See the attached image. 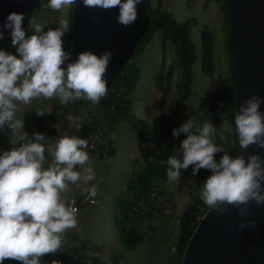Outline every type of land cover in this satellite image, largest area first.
<instances>
[{
  "label": "clouds",
  "instance_id": "9594fccd",
  "mask_svg": "<svg viewBox=\"0 0 264 264\" xmlns=\"http://www.w3.org/2000/svg\"><path fill=\"white\" fill-rule=\"evenodd\" d=\"M77 2L48 0L47 7L61 11ZM141 2L82 0L85 8L118 9L117 22L125 27L137 20ZM24 20L25 13L11 11L0 25V40L5 29L8 30L17 53L0 49V129L11 128L12 143L18 145L0 153V264L6 260L41 264L42 257L60 252L66 232L78 226V209L64 195L71 190L70 185L79 187L81 179L85 183L95 179L92 161L85 151L87 140L65 135L49 143L46 134L40 132L30 137L24 131V120L16 119L17 105H28L40 98H58L61 105L81 99L99 103L108 94L106 77L113 55L111 50L102 54L85 50L73 60L64 48L63 37L70 31L67 19L61 16L59 27L47 31L29 21V27L34 29L31 35L26 34ZM261 103L262 98L254 94L235 114L239 146L245 151L252 145L264 149ZM44 114L45 111L37 110V116ZM219 115L224 119V113ZM68 119L71 121L72 117ZM182 133L186 134L179 146L182 158L178 154L167 160L169 181L180 180L181 170L190 166L193 176L205 169L211 175L199 196L208 208L222 207L226 211L231 206L239 209L241 217H246L252 202L264 205V157L259 153L247 158L242 153L231 156L224 147L228 142L226 137L221 134L222 143L218 144L217 128L207 121L194 124L188 119L172 134L179 137ZM46 153L51 157L50 164ZM218 153H223L219 160ZM78 168L83 169V177ZM81 190L90 196L97 193L95 186ZM255 223V220H242L239 227L251 228Z\"/></svg>",
  "mask_w": 264,
  "mask_h": 264
},
{
  "label": "rangeland",
  "instance_id": "374dc122",
  "mask_svg": "<svg viewBox=\"0 0 264 264\" xmlns=\"http://www.w3.org/2000/svg\"><path fill=\"white\" fill-rule=\"evenodd\" d=\"M152 6L157 5V0H149ZM48 0L43 3L31 17L29 21H34L42 25L47 31L49 28L59 27L61 16L69 22L70 8L61 11H53L47 7ZM204 0H163L162 8L169 11L173 17L184 22L191 17L196 18V24L190 27V37L196 53V61L192 66L193 81L191 86V95L186 103H180L177 100L175 83L180 77L181 67L178 55L171 41L166 42L165 52L162 51L161 32L154 34L153 38L146 45L143 53L139 57L132 58L137 62L140 68V75L130 95V117L145 121L149 127L157 124L160 113L164 112L168 117V126L166 134L173 136V130L180 127L188 119L194 121L199 117L197 106L200 96L211 95L215 90H221L229 80V54L228 42L230 34L229 24L226 18L224 2L222 0H210L206 7L203 6ZM228 14V13H227ZM208 29L214 37L213 42V73H204L200 67L201 57V30ZM27 35L33 34L34 29L29 27L25 29ZM68 33L63 37L64 48L67 51ZM10 53L16 52V48L11 44L4 48ZM161 62L163 65L161 66ZM67 63V62H66ZM173 66L170 82V92L166 104L161 109L159 107L160 93L156 87L155 80L158 78L161 83H165V74L167 68ZM88 100H77L69 102L67 105H61L58 98L51 100L40 98L33 100L30 104H18L16 119L24 120V131L32 135V131L39 132L35 126L36 118H43L48 121L51 113L57 115L71 116L68 119L69 128H78L85 124V117L81 110L84 106L92 105ZM72 107H71V106ZM70 106V107H69ZM37 110L45 111L43 116H37ZM232 105L229 100L221 101V117L219 134L216 142L222 143L220 135L227 139L224 145L230 154L234 137V122L231 119ZM123 121V120H122ZM127 121V120H125ZM123 121V122H125ZM56 135L48 138V141L65 136L66 129L62 127L61 122L53 125ZM132 125L129 121L118 122L115 126H108V135L113 142L115 152L113 156L103 158L96 157L88 152L92 161V167L95 172V179L85 183L83 179L77 185H70V191L64 195V198L70 195H77L81 189L95 186L98 192L99 203L95 206L86 207L78 213V226L66 232L69 236L74 234L76 240L68 237V245H84V263L83 264H168V247L174 245L178 238L179 224L178 217L183 212L184 207L192 201L190 191L193 186L194 176L192 167L187 170H181V178L172 182L166 180H157V184L164 190L163 196L156 203L155 215L153 220L154 228L153 239L146 234L145 241L139 244L135 249H127L118 232L115 218L118 216V208L127 198L124 189L128 178L131 176L133 158L138 151L148 154L154 146V143L145 138V142L140 149L133 148ZM41 133V132H40ZM45 134L44 132H42ZM14 133L11 128L5 126L0 129V151L10 150ZM31 137V136H30ZM108 138V137H107ZM131 138V142H130ZM136 138H138L136 136ZM144 140V137H140ZM181 140L186 138L182 133ZM18 145H15V147ZM134 149V150H133ZM180 151V149H179ZM178 151V158H182L183 153ZM136 152V153H135ZM177 154V155H178ZM219 158L223 153H218ZM51 162V157L47 155ZM137 167L144 165L143 158L139 157ZM83 177V169L78 168ZM143 229V228H142Z\"/></svg>",
  "mask_w": 264,
  "mask_h": 264
},
{
  "label": "trees",
  "instance_id": "16d2710c",
  "mask_svg": "<svg viewBox=\"0 0 264 264\" xmlns=\"http://www.w3.org/2000/svg\"><path fill=\"white\" fill-rule=\"evenodd\" d=\"M47 0H41L38 9L41 8L43 3ZM162 1L157 0V5L154 7L147 0V12L150 17V28L148 32L143 36L142 40L137 43L136 49L133 56L126 63L124 68L117 73L114 83L111 89L108 91L106 97L102 98L99 102L106 107L113 104L114 111H105L103 118L110 119L107 122V126H114L119 120H127L136 134V136L144 137L154 143L153 148L148 154L141 153V157L144 160V165L137 167L134 165L132 174L128 180L124 193L126 199L119 205L118 216L115 218V222L118 227V232L124 246L129 249H135L139 244L145 241L143 229L140 224H134L129 230L122 228L126 211L131 207L132 202H139L143 195H135V191L141 187L154 186L158 190L157 198L153 200L146 199V212L143 218L154 228L153 220L155 215V205L159 202V198L163 196L164 190L157 184V180H166L167 169L169 167L167 160L171 155H177L179 146L182 142L181 139L166 134V128L168 126V117L162 112L158 117L157 124L154 127H149L145 121L139 119H133L130 117V95L133 87L140 75V68L137 62L132 61V58L139 57L146 45L153 38L154 34L158 31L161 32L162 40V51L165 52L166 42L171 41L174 45V49L178 55L179 64L181 67L180 77L175 83L177 100L180 103H186L191 95V86L193 79L192 66L196 61V53L193 42L190 37V27L196 24V18L191 17L184 22L177 21L173 15L162 8ZM210 0H204L203 6L206 7L207 2ZM220 1V0H215ZM224 2V8L226 12L227 22L229 24L226 0ZM37 9V10H38ZM35 10L32 15L37 11ZM72 13L73 5L70 7L69 12V26L70 31L67 39V51L70 53V41H71V26H72ZM31 15V16H32ZM230 33V32H229ZM201 59L200 67L202 72L211 74L214 70V59H213V42L214 37L210 30H201ZM229 42L228 54H229V80L224 84L221 90H215L211 95H203L199 97L197 111L199 117L195 119L194 124H202L207 121L212 123L217 128L219 134L221 116V101L229 100L232 105L231 119L234 122V103H233V84L231 74V56H230V34L228 35ZM4 46H0V49L5 50ZM17 54L16 52H12ZM163 62H161V66ZM173 66L167 68L165 74V83H161L158 78L155 80L156 87L160 93L159 107L162 109L166 104V101L170 92V82L172 77ZM71 106V105H70ZM69 106V107H70ZM72 107V106H71ZM57 122L62 123V127L66 129L67 136H77L87 140L88 134L91 131L87 124H83L78 128L68 127V118L65 115H57L51 113L48 116V121L43 118H36L35 126L39 132H44L48 137H54L56 131L53 125ZM217 134V136H218ZM101 150L100 156L112 155L113 148L111 143L105 147L100 145ZM238 153L236 141H235V126H234V137L233 145L230 149V155L236 157ZM216 159L219 160V154ZM48 166L47 164L45 165ZM211 175V172L205 169H201L200 172L194 176L193 186L190 191L192 201L187 204L183 212L178 217L179 232L178 238L174 245L168 247L167 251V263L168 264H179L185 245L191 236L197 222L198 216H202L204 212L209 209L204 202L200 199L199 191L203 187L206 178ZM142 193V192H140ZM195 193V194H194ZM129 200V203H128ZM145 201V200H144ZM131 202V203H130ZM220 209V208H217ZM137 218H140V213L137 214ZM72 238L76 240V236L73 234ZM153 239V235L150 240ZM82 245L63 244L60 252L55 254L46 255L41 258V264H52L56 261V264H83L84 255L81 253ZM175 249V251H173Z\"/></svg>",
  "mask_w": 264,
  "mask_h": 264
},
{
  "label": "water",
  "instance_id": "95a60500",
  "mask_svg": "<svg viewBox=\"0 0 264 264\" xmlns=\"http://www.w3.org/2000/svg\"><path fill=\"white\" fill-rule=\"evenodd\" d=\"M41 0H0V25L11 11L25 13L26 29L32 13ZM230 31L231 74L233 84L234 121L240 105L252 95L262 98L264 113V0H226ZM118 9L103 11L85 8L82 0L73 5L70 54L72 59L81 51L102 54L111 50L108 66V91L119 73L133 56L137 43L150 28L147 0L138 5V18L125 27L117 22ZM95 16L96 19H92ZM5 29L0 46L11 42ZM235 126V122H234ZM237 156L247 158L264 149L256 145L240 149L235 128ZM248 216L241 217L239 209L229 206L226 211L207 209L189 237L179 264H264V205L252 202ZM255 220V226L241 229V221ZM3 264H19L6 260Z\"/></svg>",
  "mask_w": 264,
  "mask_h": 264
},
{
  "label": "built area",
  "instance_id": "2783aa9c",
  "mask_svg": "<svg viewBox=\"0 0 264 264\" xmlns=\"http://www.w3.org/2000/svg\"><path fill=\"white\" fill-rule=\"evenodd\" d=\"M105 111L108 112L114 111V105L111 104L108 107H106L105 105L99 102L97 104L84 106V108H82L81 110L83 116L86 119L85 124H87L91 130L87 137L88 147L86 148V150L90 154L99 152L100 145L105 144L107 140L108 137L107 122L110 119V117H108L107 119L103 118V114ZM135 195L136 196L143 195V196L141 197V200L139 202L136 201L132 202L131 207L126 211L122 228H124L125 230H129L135 223L140 224V226L143 228V233L148 236H151L153 234V230H152L153 227L143 218V216L145 215L146 212V204H147L146 199L153 200L157 198L158 190L154 186L141 187L140 189H137L135 191ZM66 201H68L70 204L71 202L74 201V205L72 206H75L79 212L83 208L95 206L99 203L98 192L96 193L95 196H90L89 192L84 191L79 195H70L69 197H67ZM138 213H140L139 219L137 218ZM197 218L200 219L201 216H198ZM68 237H71V234L69 236L65 234L64 236L65 245H68V239H69Z\"/></svg>",
  "mask_w": 264,
  "mask_h": 264
},
{
  "label": "crops",
  "instance_id": "0c3cea01",
  "mask_svg": "<svg viewBox=\"0 0 264 264\" xmlns=\"http://www.w3.org/2000/svg\"><path fill=\"white\" fill-rule=\"evenodd\" d=\"M123 121H125V120H123ZM122 120H119V121H117V123L118 122H122V125H123V123H125V122H127V121H125V122H123ZM116 123V124H117ZM115 124V125H116ZM114 125V126H115ZM112 127V126H111ZM132 131V133H133V135H134V130L132 129L131 130ZM33 133H36V130L35 131H32ZM33 133H32V135H33ZM32 135H30V136H32ZM109 135H110V133H109ZM109 135H108V138H107V140H106V142H105V144H103V146H105V147H107L110 143H111V146H112V148H113V154H114V152H115V149H114V147H113V142H112V140H111V138L109 137ZM48 137V136H47ZM48 138H53V137H48ZM49 143H52V142H54L53 140L52 141H48ZM130 142H131V138H130ZM145 142V138H144V140H142V138H136V136L134 137L133 136V138H132V146H133V148L135 149V148H137V149H140L141 148V146H142V144ZM12 147H15V145L12 143ZM133 149V150H134ZM100 152H101V150H100ZM0 153H1V151H0ZM136 153V152H135ZM113 154L112 155H110L109 157H111V156H113ZM140 152L138 151L135 155H133L132 156V158H133V163H132V169H133V166L135 165V164H137L138 163V160H139V157H140ZM48 154L46 153V160L49 162V164L51 163L50 162V159H49V157L47 156ZM93 156H96V157H100V158H103V157H105V156H108V155H104V156H100V153L99 152H97L96 153V155H93ZM131 169V170H132ZM131 174H132V171H131ZM131 177V176H130ZM130 177L128 178V180L130 179ZM128 180H127V182H128ZM127 184V183H126ZM126 187V186H125ZM125 190V189H124ZM82 192H84V191H80V193L79 194H81ZM79 194H77V195H79ZM69 197V196H68ZM67 199V197L65 198V200ZM92 207V206H91ZM83 209H85V208H83ZM83 209H81V210H83ZM80 210V211H81ZM79 211V212H80ZM78 212V213H79ZM73 235V234H72ZM72 235H71V237H72ZM73 239V238H72ZM81 245L83 246V251H82V249H81V251H82V253H84V245H83V243H81ZM85 255V254H84Z\"/></svg>",
  "mask_w": 264,
  "mask_h": 264
}]
</instances>
